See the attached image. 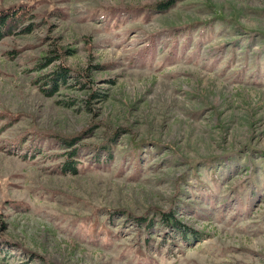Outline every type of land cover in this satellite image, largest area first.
Segmentation results:
<instances>
[{
  "label": "rangeland",
  "instance_id": "obj_1",
  "mask_svg": "<svg viewBox=\"0 0 264 264\" xmlns=\"http://www.w3.org/2000/svg\"><path fill=\"white\" fill-rule=\"evenodd\" d=\"M161 1L0 0V264H264V0Z\"/></svg>",
  "mask_w": 264,
  "mask_h": 264
},
{
  "label": "trees",
  "instance_id": "obj_2",
  "mask_svg": "<svg viewBox=\"0 0 264 264\" xmlns=\"http://www.w3.org/2000/svg\"><path fill=\"white\" fill-rule=\"evenodd\" d=\"M178 1L179 0H163L157 3V6L160 7V9L165 10V9H169L171 6L176 4V2ZM6 12L8 13L7 15H5L6 13L3 15H0V37L3 35L4 31H7L8 33H11V34L14 33L20 23L19 17L21 19L25 18V14L21 10H19L18 13H13L14 12L13 10H8ZM216 16H218L221 20L227 22L228 24L229 23L231 24V22L228 19H226L222 14L218 13ZM59 54H60L59 49L54 47L52 50L49 51V54L47 55V58H48L47 61L58 58L57 56ZM65 70L66 69H61V70L56 71L58 74V78H55V80L58 79L57 80L58 82H56L57 83L56 86L59 85V81H61L60 78L62 77V71H65ZM55 80H53V83H55ZM7 117L10 119L12 118L11 115ZM103 125L105 126V132H106L107 138L103 141L101 148H103V151L106 152V156H107L106 158H113L112 148L114 145H112V142L116 141L117 137L120 135L121 132H128V130L127 128H124V127L123 128L120 127V129H115L114 127L109 126L108 124H105V123ZM111 131H116L117 133H113ZM66 136L67 135L60 136V141L62 142L61 144L64 146V148L62 147L63 154L66 157L63 167L67 166L68 170L73 172V174H77L79 161H77L76 159L79 157L81 153L80 148L84 145L82 142L83 138L82 136H76L72 138H69ZM79 141H80V144H77ZM99 152L100 150H97V151L95 150L94 154H92L93 159L95 160V163L100 162ZM136 166L139 167V163H137ZM117 211H118L117 209L108 210V212L111 215H115ZM123 212H124V215L127 216L128 211L124 210ZM156 216H157L156 218L154 217V219H151L152 217H149L146 214L143 216L142 215L141 216L131 215V218H133L132 222L138 229H142L145 225H146V228L151 229L155 226V224H158L160 228L165 230V226L168 228L171 225V226H174L177 229V231L186 235L184 236L186 240H192V239H189L192 237L198 238L196 231H194V229H192L191 227L184 226V229H182L183 221L181 220V218L179 219L175 218V215L174 213H172V211L160 210L159 212H156Z\"/></svg>",
  "mask_w": 264,
  "mask_h": 264
}]
</instances>
